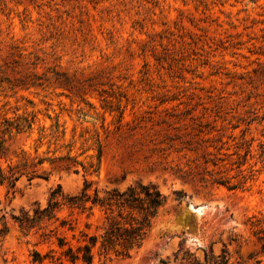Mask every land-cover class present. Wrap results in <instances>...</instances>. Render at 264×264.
<instances>
[{
	"label": "rangeland",
	"instance_id": "rangeland-1",
	"mask_svg": "<svg viewBox=\"0 0 264 264\" xmlns=\"http://www.w3.org/2000/svg\"><path fill=\"white\" fill-rule=\"evenodd\" d=\"M5 119L21 129L4 166L44 159L49 177L0 185V264H86L53 260L52 218L29 235L15 220L85 178L100 196L153 182L167 200L132 257L93 264L174 263L186 249L264 264V0H0ZM67 155L89 171L63 168ZM72 217L92 231L103 219Z\"/></svg>",
	"mask_w": 264,
	"mask_h": 264
},
{
	"label": "trees",
	"instance_id": "trees-1",
	"mask_svg": "<svg viewBox=\"0 0 264 264\" xmlns=\"http://www.w3.org/2000/svg\"><path fill=\"white\" fill-rule=\"evenodd\" d=\"M4 127L0 126V185L15 188L22 175L29 180L36 177H49V172L42 169L44 159L27 163H8L4 166L3 160L8 161V147L6 136L14 129L20 130L21 123L16 120L5 119ZM58 159L70 160L61 164L67 170L80 172L81 164L87 173L89 170L83 162L77 161L70 155ZM56 161V158L50 162ZM91 167L94 166L92 163ZM97 165L90 174L99 173ZM92 181L85 178L81 191L76 195L63 196L60 187L52 192V200L48 206L37 208L32 216L23 214L15 217L21 231L29 235L31 230L45 219L52 218V258L54 261L69 260L82 261L93 264L97 257L110 259L112 257L130 258L146 242L156 218L161 209L166 205V197L153 182H135L124 190L112 189L106 191L103 196L99 191H91ZM177 199L183 200L185 194L177 192ZM59 196H62L59 198ZM67 209V216H60L62 210ZM103 215L101 224L94 231L92 224L86 223V228L77 226L76 218L72 215H95L96 211ZM40 251H35L34 259L42 262L45 259ZM161 264H230L229 253L223 249L222 253L214 256L206 252L204 261L199 260L191 250L186 249L181 256H177L174 263L163 261Z\"/></svg>",
	"mask_w": 264,
	"mask_h": 264
}]
</instances>
